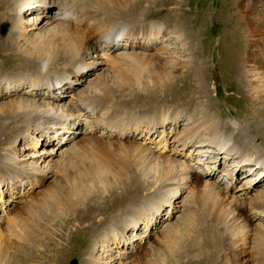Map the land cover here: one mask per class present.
Listing matches in <instances>:
<instances>
[{
	"label": "rangeland",
	"instance_id": "rangeland-1",
	"mask_svg": "<svg viewBox=\"0 0 264 264\" xmlns=\"http://www.w3.org/2000/svg\"><path fill=\"white\" fill-rule=\"evenodd\" d=\"M14 1L16 3L9 7L11 12L8 16V25L4 26L3 29L0 28V32H3L0 34V80L8 78L0 83V109L9 105L11 102L9 99L16 100L17 107L19 106L17 103L24 99L35 100L39 105L45 101H54L56 105L63 102L66 105L70 99L75 100L72 95L80 89L91 88L92 85L99 89L104 80H108L109 85L115 84L114 86L117 87L118 82H121V75L128 72V76L131 75L129 78L131 85H139L140 93L147 96L148 100L156 99L153 100L155 101L154 107L147 102H136L137 104L131 102L127 104L126 108L132 109V111L127 113L132 112V116H138L141 119V116L145 115L148 118L153 117V115L156 117V112L158 114L168 112L167 115L170 117L168 116L162 123L160 120L154 122L155 125L148 124L139 128L133 125L129 128L109 127V135H105L107 131L103 124L93 126L91 120L94 117L93 119L88 118L87 122L83 119L66 121L65 118L54 119L53 121L41 120L36 124H31L29 130L25 132L21 131L23 130L21 127L12 129L10 126L6 133L12 135L10 140L13 141L9 140V143L7 141L2 145L0 144V169L5 168L3 165L7 162L6 155L14 153V156H17L21 161L14 163L13 168L14 166L18 167L21 175L18 178L19 181L17 179L13 182L14 184L12 183L13 185L8 182V175L0 177V234H2L0 235V264H69L72 259H75L76 264H153L152 254L158 260L163 259L162 255L167 254L169 249H179V246L182 249H187L196 241L195 234H204L203 231H205L206 226L212 229L218 227L210 225V221L213 220V217L218 220L223 218L217 215V210L214 213L211 212L213 210L211 202L206 201L205 206H203V194L195 192L197 191L195 188H185L175 203H173L174 198L171 199L170 204L166 201L169 200L170 190L168 189L173 184H169L165 188H157L159 185L155 182H159L160 179L162 182L165 179V177L158 176V166L162 165L161 163H155L152 159L141 158L140 163L127 164L124 157L131 142L142 150L157 151L158 154L162 153L164 156L167 155L172 159L185 162L195 175L215 183V187L217 186L219 189L226 187L228 196L226 202L228 203H233L232 196H237L238 202L244 205L248 198H245L244 195L246 190L254 192L255 189H264V170L258 174L260 168H264V156H256L250 159L251 161L244 163L238 161L241 156L237 152L240 153V150L243 149L228 141L227 145L233 146L232 148L237 152L231 151L229 158L224 159L223 156L228 151L215 148L213 143L209 144L208 141L211 142V137L205 131L196 133L197 139L186 135L179 138L180 135L191 131L192 125H197L207 116H210L219 121L221 124L220 131L223 132L225 128L231 137L237 134L243 136L249 134L250 136H247L244 142L251 143L253 149L255 146L257 151L264 153L263 138L260 136V130H258V127L264 126V118L261 117L264 116V70H262L264 69V5H262L264 0L141 1L136 3L139 8H136L135 11L121 13L123 16L133 15L137 20L135 18H126L124 19L125 22L119 20V15L116 12L120 14V10H113L111 17H109L111 19L116 17L112 19L113 23L104 24L99 31L92 29L93 32L88 25L92 24L93 19L87 22L86 20L79 21V17L75 19V10L68 13L67 16L61 13L59 4L63 2L62 0H29L30 6L22 9L27 12L22 11L20 13L21 19L18 18L21 21L17 19L14 13L19 12L18 6L21 5L22 0ZM98 1L102 2L101 0ZM80 10L79 12H81ZM86 13V9L85 13L81 12L83 15ZM108 13L109 10L107 9L104 14L108 15ZM57 16L61 19H58ZM55 17H57V21L71 24L77 30L82 32L85 30L83 32L85 34L83 54L87 52L91 54L93 51L99 53L114 51L113 53L117 54L119 52L132 53L131 55H141L142 53V56L148 59L142 60L144 61V63L141 62L143 66L134 61L135 57L133 59L128 58L129 62L123 61L125 66L124 64L122 66V63L115 65L112 59L105 62L104 65H98L91 63L96 61L94 56H97V54H92L93 57L89 55L86 60L83 59L87 68L83 73H78L77 77L75 76L74 79L77 83L73 88L72 84L69 88H67L66 83L60 85L58 84L59 80L66 78V75L67 78L70 77L71 68H81L78 61L75 64L60 62L58 66L52 69L43 70L42 67L37 68L33 67L32 64H27L24 56H22L25 55L23 49H20L21 47H29V43L26 41L28 38L32 40L37 36H43L44 38L51 37L52 41H55L52 35L47 32L55 24ZM100 18L99 22L103 21L102 17ZM33 20L41 21L39 25L41 28L38 27L30 31ZM46 22L47 26L45 25ZM122 25H125L124 28L121 27ZM128 32L135 35H128ZM174 32L178 33L177 36H174L175 34L169 35ZM180 35L187 36L182 40ZM7 36L15 39L17 44L15 43L13 47L5 49L6 43H8ZM56 44L59 47H55ZM17 46L21 47L17 49ZM65 47H67L66 43L56 42L53 44L52 50H66ZM83 54L79 56L80 60ZM147 60L150 62L148 63ZM168 60H171L172 64L178 60H183V62L194 61L203 70L200 73L197 66L185 70L183 67L185 64L176 66L177 68L174 69ZM44 63L47 64L44 61L43 65ZM250 65L256 66L257 74L253 77L250 76L252 80L248 78L250 81H246L248 75H243V71ZM110 66L111 68L108 69ZM87 70L89 71L87 72ZM137 72L139 75L132 76ZM103 73L106 74V77L103 76ZM152 74L154 76L150 78ZM167 74L170 75L171 89L169 87V91L167 90L161 95V91L156 92L159 90L156 83L160 80L163 82L167 78ZM100 76L103 78L102 81ZM16 77L20 81H16ZM93 78L95 82L89 83L90 79ZM37 79L42 80L41 83L48 79L54 81L50 83V86H41L38 82L32 83L33 80L36 81ZM200 79L207 89V96L196 93ZM65 80L64 82H66ZM183 81H187L186 86H183ZM12 89V92L8 91ZM131 89L135 90L136 87L128 86L121 89L120 94L123 97H118L116 91V96L113 97L114 102L124 103L120 100L133 99L134 97L130 93ZM186 89H188L186 97L181 96L177 99L176 96ZM158 94L159 98H157ZM192 94L196 97H190ZM187 97H190L188 99L191 100L186 99ZM57 109L60 107L57 106ZM124 109L121 108V110ZM176 111L180 115L178 119H172L171 115ZM125 112L122 114L125 115ZM9 121V115H1L0 128H5ZM89 123L95 129L85 134L86 125ZM15 135L17 136L15 137ZM120 135L127 136L121 138ZM20 137L21 141L19 140ZM198 137L199 139L203 138L208 146L201 145L203 140H199ZM73 142H77L78 145ZM238 146L241 145L238 144ZM74 147L72 164L66 172L62 173V176L61 172L56 169L52 173V177L43 181L41 174L33 173L32 176H26V171L31 172L33 169L35 170L33 172H36L47 160L60 162L62 156L53 153L57 148L64 154V150L74 149ZM51 149L55 150L51 151ZM78 152L80 155L85 152V161L84 155L80 156ZM91 152L97 155V161L110 152L109 160L99 171V178H95L100 179L99 182L98 180L87 182L88 176L83 172L86 166L89 171L95 169L93 166H97L91 165L97 161L89 162L88 156L92 154ZM82 161L84 162L81 163ZM143 162L147 164L145 165ZM177 168L178 166L175 165L173 172ZM132 175L136 177V183H134ZM72 176L75 178L73 179ZM27 177L35 181H27ZM4 180L8 183H5ZM80 180L81 183H77ZM132 186H136L138 192L133 191ZM59 187L64 188V198L68 203L85 204V215L82 214L83 210H77L78 205L73 208H66L60 200L58 204L61 205L54 206L57 212L55 215L51 210L43 207L37 221L39 222L38 225H34L36 222H32V225H28L29 230L21 224L22 222L19 226L13 223L15 216H17V221L26 216V207L29 204H32L31 212H39V200L41 201L43 196L47 194H53ZM130 194L132 198L129 199ZM122 198L123 201L118 203L117 201ZM164 198H166L165 201H163ZM183 201L191 202L188 209L182 206L184 205L182 204ZM173 204L175 205L174 208H172ZM112 208L117 210L119 217L116 220H105L104 218L108 216ZM60 212H64L65 217L69 220L63 219ZM184 212L187 214V219H190L191 225L187 224L189 222L183 221L179 227L182 230V238L170 241L163 233L165 227L171 224V226H178L183 219L182 214ZM243 215L250 219L253 214L246 213ZM253 219L254 221H250L252 225L246 232L247 236L242 237V239L239 238L238 230L240 227L238 224H243L245 220L238 224V221L229 223L230 225L227 224L226 228L223 229L224 224H221L222 227L219 225L218 233H212L213 240L216 242L213 249H226L229 246L230 249H236L234 261H229V264H264V253H261L264 250V238L255 237V231L257 228L259 229V225L261 226L260 220L264 221V219ZM9 222L14 225V232L12 233L5 232ZM166 223L168 224L166 225ZM45 226L47 227L43 228ZM20 228L27 230L24 232ZM30 228L36 230V235L33 237L32 244L27 245L29 234L26 235V233H29ZM245 228L246 231L247 228ZM221 239H223L222 242ZM101 240L107 241L108 247L93 251L95 244ZM202 247L203 249L210 248H207V245H202ZM202 247L195 249H202ZM191 252L178 259L175 264H182V261L188 259L195 261L199 253ZM198 264L201 263L198 262Z\"/></svg>",
	"mask_w": 264,
	"mask_h": 264
},
{
	"label": "bare ground",
	"instance_id": "bare-ground-1",
	"mask_svg": "<svg viewBox=\"0 0 264 264\" xmlns=\"http://www.w3.org/2000/svg\"><path fill=\"white\" fill-rule=\"evenodd\" d=\"M62 1L63 2H61L59 5L61 6V13L63 15L67 16L68 13L73 12V10H75L76 11L75 14H74L75 15V19H77L79 17L80 18V19L78 18L79 21H81V20L85 21L86 20V22L89 21L90 19H93L92 22H91L92 24H88V25H89V29L90 30L93 29L95 31H99L100 28L106 23H108V24L113 23L112 19L115 16L112 19L109 18V17H111L113 10H120V14L118 12H116V13L119 15V20L121 19L122 21H124V19H126V18L133 19L135 17L133 15H124L123 16L121 13H123L125 11H135L136 8L137 9L139 8L138 4H136V3H139L141 1L149 2L148 0H124V1L123 0H112V1H110V0H101L102 2H99L98 0H62ZM105 1H107V2H105ZM168 1L169 0H167L166 2H168ZM21 2H22L21 5L18 6L19 7V12L14 13V15L17 16V19L20 18V13H22V11H23L22 9L23 8L25 9L28 6H30L29 5L30 4L29 0L28 1L27 0H22ZM15 3L16 2L14 0H0V28L3 29L4 26L8 25V22H9L8 21V16L10 15V12H11V8L9 9V7H11V5H14ZM262 5H264V4H262ZM85 9L87 10L86 15L81 14V12L85 13ZM107 9L109 10L108 15L104 14V12H106ZM79 10L81 12H79ZM14 11H15V9H14ZM23 12H27V11L24 10ZM139 12H141V11H139ZM117 14H116V16H117ZM57 17L54 18L55 19L54 20L55 24L51 28H49L48 31H47V32L50 33V35H52V38H54L55 41H52L51 37L50 38L49 37L44 38L43 36H41V37L37 36L36 38H34L32 40H30V38H28L26 40V41H28L27 43H29L28 44L29 45L28 48H23V47H21L22 46L21 45V46H17V49H19L20 47H21L20 49H23V53L25 55H22V56H24V59L26 60L27 64H32L33 67H37V68L42 67L41 69H43V70H46L48 68L52 69V68L58 66L60 64V62H62V63H68V62L71 63L72 62V64H75V62L78 61L80 63V65H81V68H79V69L71 68L70 71H69V74H71L70 77L67 78V75H66V78H64L63 80H59V82L57 81L58 84H60V85H62L63 83H66L67 84V88H69L71 86V84H72L73 85L72 88H73L75 86V83H77V82H75V79H74L75 76L78 73H83L86 70L87 66H86L84 60H86L89 55H91L93 57L94 55H92V54H97V56H94V57H96V61L95 62H91V63L98 64V65L99 64L104 65V63L108 62L110 59H112L115 62L114 63L115 65L117 63H122V66L124 64L123 61L129 62L128 58L133 59L135 57L134 61H136L138 63H141V62L144 63V61H142V60L143 59H145V60L148 59L147 57L142 56V53H141V55L140 54L131 55L132 53L128 54V53H120L119 52L117 54V53H113L114 51H106V52H103V53H99L97 51H93L91 54L88 53V52L86 54H83V50L85 49L84 48L85 47L84 46L85 45V42H84V35L85 34L83 32H85V30H83V32H82L81 30L75 29V27L73 28V26H71V24H65L64 21H57ZM100 17H102V20H103L101 22H99V20L101 19ZM63 18H65V17H63ZM20 19H18V20H20ZM58 19H61V18L58 17ZM36 20L32 21L33 24H32V28H30L31 29L30 31L40 27L39 25L41 24V21L38 22ZM106 20H108V21L106 22ZM139 20H140V18H139ZM96 22H98V23H96ZM46 24H47V22L45 23V25ZM45 25H43V26H45ZM124 26L125 25H122L121 27L124 28ZM26 29H29V28L26 27ZM93 30H92V32H93ZM20 31H22V30H20ZM207 31H209V30H207ZM47 32H46V34H48ZM1 33L3 34V32H0V34ZM20 33H18V34H20ZM30 34H32V33H30ZM173 34H175L174 36H177L178 33L174 32L172 34L170 33L169 35L173 36ZM128 35H135V34H133L131 32H128ZM186 36L187 35H180V38H182V40H184ZM20 38L22 39L21 36H20ZM100 38L106 39V38H103V37H100ZM17 39H19V38H17ZM6 40L8 41V43H6L5 49L9 48V47L11 48V46L13 47L14 44L16 43L15 39L13 40L12 38H9L8 36H7ZM110 40H113V39H110ZM56 42H59V43H62V44L66 43L67 47H65V48H67V49L66 50H59V49L52 50L53 49V44L56 43ZM23 45H25V44H23ZM55 47H59L58 44H56ZM111 53H113V54H111ZM82 54H83V57L80 60L79 56L82 55ZM84 56H85V58H84ZM103 58H105V59H103ZM44 61L47 64L44 63V65H43ZM149 62L150 61H148V63ZM168 62L171 63V60H168ZM182 64H185V66H183L185 70H189L193 66H197V69H199L198 71L200 73H202V70H203L202 67H200L198 64L196 65L194 61H188V62L185 61V62H183V60H178L176 63L175 62L173 64L171 63V66H172V68L175 69V68H177L176 66H180ZM46 66H48V67L44 68ZM124 66H125V64H124ZM142 66H143V64H142ZM110 68H111V66L108 67V69H110ZM246 68L247 69H245L243 71L244 72L243 75H246V76L248 75L246 81H250V80H252L251 77H253V76H255L257 74L256 69H255L256 66L255 65H250V66H248ZM262 70H264V69H262ZM88 71L89 70H87V72ZM236 73H238V72H236ZM105 75L106 74L103 73V76H105ZM137 75H139V72L134 73L132 76H137ZM130 76L131 75L128 76V72L125 75L122 74L121 75V82H118L117 87L114 86L115 85L114 83H113L114 85H109L108 84V80H104V82L101 84V87L99 89L94 88L93 85L91 86V88H85V89L82 88V89H80V91L74 93L73 95L71 94L74 97L75 100L70 99L66 105L63 102L60 103V104L58 103L59 105H56L54 101H45L42 105H39L38 102H36L35 100L24 99V100H21V101H19L17 103L19 105L17 107L16 100L12 101V99L11 100L9 99V101H11V102H9V105L6 108L0 109V116L1 115H9V118H10V121L6 125V127L5 128H0V144L2 145L4 142H7V141L9 143V140L11 139L12 135L10 133L7 134L6 131L8 130V128L10 126L12 127V129H17V128L21 127V128H23V130H21V131L25 132V131L29 130V127H30L31 124H36L38 121H41V120H45V121L51 120V121H53L54 119H63V118H65L66 121L67 120L76 121V120L83 119L84 121L87 122L88 118H92L93 119V117H94V119L91 120L92 123H93V126L95 127L96 125H99V124L102 125L103 124V126L105 127V130L107 131V134L105 133V135H109L108 134L109 127L110 128H113V127H115V128H117V127L129 128V127L135 126L136 128H139V127H142V126H145V125H148V124L155 125L154 122H159L160 120H161V123H162L164 120H166L168 118V116L170 117V115H167L168 112L167 113L166 112H161L159 114L156 112V114H157L156 117H154V115H153V117H149L148 118V116L145 115V116H141V119L138 116H132L131 115L132 112L131 113H127L128 111H132L130 106L129 107H130L131 110L126 108L127 104H129L131 102H132V104H134V102L135 103L136 102L137 103L147 102V103H150V105H152V107H154L153 104H154L155 101H153V100L156 99V98H154V99H149L148 100L147 96L142 95V93H140L139 85H136V84L135 85H131L130 80H129ZM150 76H151L150 78H152L154 76V74H152ZM112 77H113V75H112ZM166 77L167 78L163 82H161L162 80H160V81H158L156 83V85L158 84L157 86L159 87V90L156 91V92L159 93L161 91L162 92L161 95H163L167 90L169 91V87L171 89V86L169 84L170 75L167 74ZM94 78L92 80L90 79L89 83H91V84L94 83L95 82ZM99 78H100L101 81L103 80V78H101V76ZM4 79H8V78H4ZM4 79H1L0 83ZM64 80L66 82H64ZM114 80H115V77H114ZM16 81H20V79L17 78ZM53 81L48 79L46 82L41 83L42 80L37 79L36 81L33 80L32 83L36 84L38 82V83H40L41 86L42 85L50 86V83H52ZM76 81H79V80H76ZM201 81H202V79H200V83L198 84V90L196 91V93H200V94L202 93L201 94L202 96L203 95L207 96V91H206L207 89L205 88V85ZM68 82H69V84H68ZM183 82H184L183 86H186L187 81H183ZM123 86H126V87L129 86L131 88L133 86L136 87L135 90H133V89L130 90L131 91L130 93H132V97H134V98L133 99H128V101L127 100H120V101H123L124 103H117V102L115 103L114 102L115 99H113V97L116 96L115 95L116 91L118 92V97L122 96L120 94L121 89L126 88V87H123ZM13 89L12 90H8V91L12 92ZM247 89H248V86H247ZM187 91H188V89H186L183 92H180V94L177 95L176 98L178 99L181 96L182 97H186ZM9 92H7V93H9ZM33 94H35V93L33 92ZM191 96H195V95L192 94V95H190V97ZM190 97H187L186 99H188ZM157 98H159V94H158ZM117 100H118V98H117ZM188 100H191V99H188ZM161 101H162V99H161ZM177 102H179V101H177ZM187 104H189V103H187ZM193 105H195V103H193ZM57 106L60 107V109H57ZM121 108H123V109L125 108V109L121 110ZM147 109H148V107H147ZM177 111L172 113V115H171V117H173L172 119H176V118L178 119L180 114L177 113ZM122 112H125V115L122 114ZM263 112H264V109H263ZM181 113H182V110H181ZM122 115H124V116H122ZM261 117L264 118V116H261ZM197 121L199 122V120H197ZM220 126H221V124L219 123V121L217 119H214L213 117L207 116L205 118V120L200 121V123H197V125H194V126L192 125V127H191L192 130L180 135L179 138L182 137L183 135L184 136L186 135V136H189V137L193 136V137H195L197 139L196 133L199 134V133H202V131H205L211 137L210 138L211 142L208 141L209 144L213 143L215 148H218V149L222 148L221 150H227L228 151L227 154H224V156H223L224 159L225 158L226 159L229 158V153H231V151L237 152L236 150H234L232 148L233 146L230 147L229 145H227L229 142H231V143L235 144V146L241 147L243 149V150H240L241 151L240 153L237 152V154L241 156V159H239L238 161H242L244 163V162L251 161L250 159H253L256 156H264V153L259 152V151L256 150V148L254 146L255 144L253 145L254 146V149H253L251 143L249 144V142L248 143H246V141L244 142V139H246L247 136H250L249 134H247L246 136L245 135L243 136L242 134H237L234 137H231L230 134H227L225 128H224V131L221 132L220 131V128H221ZM94 127L93 128L91 127V123L86 125L85 134L93 131L95 129ZM256 130H257V128H256ZM258 130H260V134H261L260 136L263 138L262 141L264 143V126H261L260 128L258 127ZM16 136L17 135H15V137ZM120 136H121V138H123L124 136L126 137L127 135H120ZM84 138L86 139V137H84ZM198 139H199V137H198ZM200 139L203 140V138H200ZM19 140L21 141V137H20ZM251 140H252V138H251ZM10 141H13V140H10ZM76 141H78V140H76ZM75 143H77V142H75ZM208 143H206L203 140V141H201L200 144L201 145L205 144V145L208 146ZM238 144L241 145V146H238ZM77 145H78V143H77ZM58 149L59 148H57L56 150L55 149H51V151L55 150L53 153L59 154V155L62 156V157H60V162H57V161L52 162L53 160H47V161H45L44 165L41 166V168L39 170H37L36 172H33V171H35L33 169H32L31 172H27L26 171L27 172V173L25 172L26 176H32L33 173L41 174V175H43L42 178H41L42 181H43V180L48 179L49 177H52V175H53L52 173L55 171V169L60 171L61 172V176H62V173L66 172L67 168L70 167L71 164H72V161H73V159H72L73 155L72 154H74V152H75V147H74V149L71 148V149L64 150V154H63V152L59 151ZM60 150H62V149H60ZM82 150H84V149H82ZM79 152H78V155H80ZM84 153H82V154L84 155ZM82 154L80 156H83ZM253 154H255L254 157H253ZM6 157H7V162L3 165L5 168L0 169V177L8 175L7 176V179L9 180L8 182L10 184H12L13 182L17 181V179L21 175V171H19V169H17L18 167H16V166H14V168H13V164L17 163L18 161H21V160H19V158L17 156H14V153H12L11 155L8 154V155H6ZM96 157H97L96 154H93V153L90 154L88 156L89 162L97 161L98 157L97 158ZM109 157H110V152H109V154L107 156L99 158V160L96 163H92L91 165H97V166H93V167H95V169H93L91 171H89V168L87 166L83 169V172L86 173L87 176H88L87 182L88 181H93V180H98V182L100 181V179H95V178H99V174H100L99 171L102 169L104 164H106V162L109 160ZM80 158H82V157H80ZM141 158H144V159H147V160L148 159L149 160L152 159V160L155 161V163H161L162 164V165L158 166L159 167L158 168V176H160L162 178L165 177V179L162 182H161V179H160L159 182L158 181L155 182V183H157V185H159L157 187L158 189L165 188L167 185L173 184L168 189V190H170V193L168 194L169 200H166V198H164L163 201L166 200L170 204L171 199L174 198L173 203H175V202L178 201L177 199L180 197L181 192L184 191L185 188H187V187L188 188L191 187L192 189L195 188L197 190L195 192H200L201 194H203V196H202L203 206H205L204 203L206 201L209 202V203L211 202V205L213 204V210L211 212L214 213L217 210V212H218L217 215L219 217L223 218L222 220L221 219L218 220L217 218L213 217V220H211L209 224L213 225V226H218V227H214V229H212L211 227L206 226L205 231H203L204 234H201V235H199V233L195 234L194 238H195L196 241L193 244H191L187 249H182L181 246H179V249H169L168 253L167 254H163L162 255L163 259H160V260H158V258L155 257L154 254H152V256H153V259H152L153 260V264H154V262L156 260H158V261H156L155 264H175L178 259H181L183 256L187 255L191 251H195L196 253H199L198 254V258L195 261H193L191 259H188L186 261H182V264H198V262H200L201 264H227V263L229 264V261L230 262L232 260L234 261V255H235V250L236 249H230V246H229V248H226V249H213V247H215V245H216V242L213 240L212 233H218L217 231L219 230V225H221V224L225 225V227H224V225H223V227L221 225V227L223 229V228H226L227 224H229V223L232 224V223L238 221L237 222V224H238V223L242 222V220H245L244 221L245 224L244 223L240 224V225L238 224V227H240V229L238 231L240 233L239 234V238L240 239H242V237L247 236L246 232H247L248 228H250V226L252 225L250 223V221H254L253 218H257L258 220H260V218L264 219V189L263 190L255 189L254 192H251V191L249 192V191L246 190V194H244V195H245V198H247V197L248 198H247V202L244 205H243V203L238 202L237 196H232L233 203L232 202L228 203V202H226L227 199H228L227 192H226V189H225L226 187H224V188L222 187L221 189H219V188H217V186L215 187V185H216L215 183L209 182L208 179L199 177L198 175H195L194 172H192V170H190L188 168V164H186L185 162L172 159L171 157H169L167 155L164 156L162 153L158 154L157 151L154 152L153 150H150V151H147L145 149L142 150V148L140 149L139 146H136L134 143L131 142V144L129 145V149H128L125 157H124V161L127 164L135 165L137 163H140V161H141L140 159ZM71 159H72V161H71ZM83 159H84V161L86 160V154L84 155ZM77 160L79 161V159H77ZM77 160H75V161H77ZM23 161H25V160H23ZM84 161H82L81 163H83ZM144 162H146V161L144 160ZM147 162L149 163V161H147ZM32 165H34L33 162H32ZM138 165H140V164H138ZM175 165H177L178 168L176 170H174V172H173V167ZM11 166H12V168H11ZM263 170H264V168H260L258 174H260V171H263ZM9 174H10V176H9ZM222 174L226 175L225 173H222ZM204 175H205V173H204ZM59 176H60V173H59ZM132 177H134L133 178L134 179V183H136V179H135L136 177L133 176V175H132ZM27 178H28L27 181H35L32 178H29V177H27ZM74 178L75 177H73V179ZM222 180H224V179H222ZM18 181H19V179H18ZM67 181L70 182L69 180H67ZM4 182H5V180H4ZM8 182H5V183H8ZM77 183H81V180H80V182L77 181ZM132 190L138 192V189L136 188V186H132ZM64 191L65 190H64L63 187H59L55 192H53V194L51 193L52 195L51 194L50 195L47 194V195L43 196L41 201L39 200V202H38V206H40L39 212H31L30 207L32 206V204H29L26 207V209H27L26 216L22 217V218H19L18 221H17V216H15V219H13L14 220L13 223H15L16 226H19V224L22 222L21 224L26 226L27 229H28L29 228L28 225H30L32 222H34V223L36 222L34 225H38L39 222H37V221L39 220V214L41 213L43 207H46L47 209L51 210L52 213H54V215H55L57 212H56V209H54V206H60L61 204H64L66 206V208L67 207L68 208H73V207L78 205L77 206V210L78 211H82L83 210L82 214L85 215V211H84L85 204L84 203H79V204L68 203L65 200V198H64ZM130 198H132L131 194H130L129 199ZM113 199H115V198H113ZM60 200H62V202L59 205L58 201H60ZM116 201H117V199H116ZM122 201H123V198L120 201H117V202L120 203ZM236 202H238V203L236 204ZM190 203L191 202L183 201L182 204H184V205H182V206H184L185 209H188ZM224 203H226V204H224ZM174 207H175V205L172 206V208H174ZM184 211H187V210H184ZM246 213H252L253 215H252V217L250 219H248V218H246L247 216L245 217L243 215V214H246ZM57 215H59V214H57ZM60 215H63V219L69 220L68 218L65 217L64 212H60ZM186 215L187 214L185 212L182 214L184 220L182 219V221L180 222V224L178 226H174V225L171 226L172 224L171 225H167L168 223H166L167 226L165 227V230H164L163 233H164L165 237L168 238L170 241L171 240L176 241V240L182 238L183 234L181 232L182 231L181 228H179V227H181L180 225L183 224V221H185V223L189 222L187 224L191 223L190 219L189 218L187 219ZM118 217L119 216H117V210L115 208H112V209H110V212H109L108 216H106V218H104V219L105 220L106 219H108V220H116ZM241 217L242 218L245 217V218L241 220L240 219ZM58 218H61V217H58ZM260 221L261 222L259 224H261V226L260 225L258 226L259 229L257 227H255V228H257V230L255 231V237L264 238V225H263L264 221L263 220H260ZM45 223H46V221H45ZM45 225H47V224H45ZM13 226L14 225L12 223L10 224V222H9V224L7 225V230L5 232H7V233L14 232ZM46 227L47 226H45L43 228H46ZM243 227L247 228V229L245 228L246 231L244 230ZM20 229L22 231H24V232H25V230H27V229H23V228H20ZM252 230H253V228H252ZM28 232L29 233H26V235L29 234V236H28L29 238L27 240V245H30L33 242V237L36 235V230H34L33 228L32 229L30 228V231H28ZM99 234H101V233H99ZM0 235H2V234H0ZM235 236H236V234L234 235V237ZM103 238H106V237H103ZM223 239H221V242L223 241ZM243 239H245V238H243ZM243 243H244V240H243ZM234 244H236V243H234ZM202 245H207V248L208 247H210V248L209 249H203ZM220 245L222 246L223 244H220ZM106 247H108L107 241L101 240L100 242H97L95 244V247H93L94 249H92V250L93 251H98V249L100 250V249H104ZM198 247H202V249H195V248H198ZM232 247L234 248V246H232ZM192 248H194V249H192ZM261 253H264V250H262ZM183 260H185V259H183ZM235 261H236V259H235Z\"/></svg>",
	"mask_w": 264,
	"mask_h": 264
},
{
	"label": "water",
	"instance_id": "water-1",
	"mask_svg": "<svg viewBox=\"0 0 264 264\" xmlns=\"http://www.w3.org/2000/svg\"><path fill=\"white\" fill-rule=\"evenodd\" d=\"M69 264H76L75 259L70 260Z\"/></svg>",
	"mask_w": 264,
	"mask_h": 264
}]
</instances>
